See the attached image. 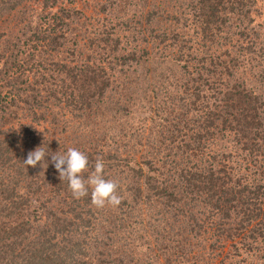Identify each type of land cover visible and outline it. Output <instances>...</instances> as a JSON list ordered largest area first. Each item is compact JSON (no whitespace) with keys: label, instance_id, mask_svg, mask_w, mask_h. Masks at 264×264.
<instances>
[{"label":"trees","instance_id":"obj_1","mask_svg":"<svg viewBox=\"0 0 264 264\" xmlns=\"http://www.w3.org/2000/svg\"><path fill=\"white\" fill-rule=\"evenodd\" d=\"M105 1L97 29L0 0V264H264V0ZM38 146L102 159L120 204Z\"/></svg>","mask_w":264,"mask_h":264},{"label":"clouds","instance_id":"obj_2","mask_svg":"<svg viewBox=\"0 0 264 264\" xmlns=\"http://www.w3.org/2000/svg\"><path fill=\"white\" fill-rule=\"evenodd\" d=\"M50 156V163L59 174L60 181H66L68 189L76 199L88 196L90 191L91 203L96 207L105 204L119 205L120 196L117 194L118 183L105 179L103 175L104 162L97 159L92 171L85 179L82 173L87 171L88 157L76 148H68L64 153H50L48 148L38 146L27 154L24 165L36 167L38 162L41 168H47L45 157Z\"/></svg>","mask_w":264,"mask_h":264},{"label":"rangeland","instance_id":"obj_3","mask_svg":"<svg viewBox=\"0 0 264 264\" xmlns=\"http://www.w3.org/2000/svg\"><path fill=\"white\" fill-rule=\"evenodd\" d=\"M65 1V0H64ZM78 7H83L85 10V14L87 15L86 21L88 23H92V25L97 26V29L101 28H108L113 25V23L116 21V18H118L119 13H116L114 9H111L110 3L105 0H88L87 2V8L84 6V1L87 0H75ZM102 8V9H101ZM121 14V13H120ZM17 16V14L11 15L7 20L8 22H15L14 20L12 22L11 18Z\"/></svg>","mask_w":264,"mask_h":264}]
</instances>
